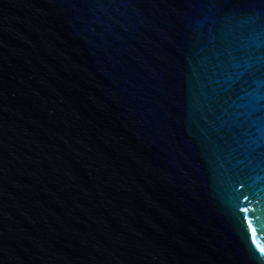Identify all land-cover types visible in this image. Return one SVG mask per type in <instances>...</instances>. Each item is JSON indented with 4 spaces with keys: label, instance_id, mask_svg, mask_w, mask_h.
Segmentation results:
<instances>
[{
    "label": "water",
    "instance_id": "1",
    "mask_svg": "<svg viewBox=\"0 0 264 264\" xmlns=\"http://www.w3.org/2000/svg\"><path fill=\"white\" fill-rule=\"evenodd\" d=\"M264 0H0V264H264Z\"/></svg>",
    "mask_w": 264,
    "mask_h": 264
},
{
    "label": "snow or ice",
    "instance_id": "2",
    "mask_svg": "<svg viewBox=\"0 0 264 264\" xmlns=\"http://www.w3.org/2000/svg\"><path fill=\"white\" fill-rule=\"evenodd\" d=\"M261 254H264V248H259Z\"/></svg>",
    "mask_w": 264,
    "mask_h": 264
}]
</instances>
